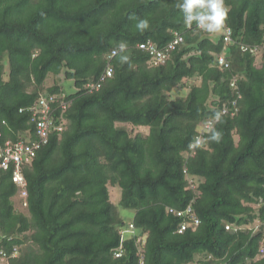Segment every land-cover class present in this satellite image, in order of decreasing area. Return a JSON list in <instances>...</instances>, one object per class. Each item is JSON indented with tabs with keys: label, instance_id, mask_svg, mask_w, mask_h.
Returning <instances> with one entry per match:
<instances>
[{
	"label": "trees",
	"instance_id": "trees-1",
	"mask_svg": "<svg viewBox=\"0 0 264 264\" xmlns=\"http://www.w3.org/2000/svg\"><path fill=\"white\" fill-rule=\"evenodd\" d=\"M224 3L208 33L178 0H0L2 140L40 141L28 108L43 96L63 127L23 168L26 196L0 170L12 264H264V0ZM61 74L72 89L46 87Z\"/></svg>",
	"mask_w": 264,
	"mask_h": 264
},
{
	"label": "built area",
	"instance_id": "built-area-1",
	"mask_svg": "<svg viewBox=\"0 0 264 264\" xmlns=\"http://www.w3.org/2000/svg\"><path fill=\"white\" fill-rule=\"evenodd\" d=\"M230 30L226 33V41L229 40ZM183 40V37L176 34V38L174 41L170 43L168 46V50L175 48L176 45L180 44ZM141 47L144 49H148L154 55V61L161 62L167 59V52H163L161 50L156 49L152 43L149 44H141ZM220 65L228 66V63L225 57L222 55L219 57ZM113 74V68L110 67L107 69V76H111ZM95 86V85H94ZM232 86H236V79L232 82ZM58 98V95H49L41 97L36 104L29 107L28 109L33 113V119L37 122V134L40 138V141H31L26 142L24 140H19L13 142L12 140L8 139L3 141V130L4 126L7 124L6 120L0 121V170H7L12 165L14 166L13 171V179L19 186L23 187L22 195L26 196L27 191L24 188L26 185V179L23 173V168L32 164L34 158L37 155V151L40 148L42 142H46L49 136V133L52 128H58L60 130L63 129L62 126L55 127L53 120H52V106L51 103L55 102ZM66 107V104L63 106ZM24 109H21L23 111ZM227 109H224L223 112L225 113ZM54 126V127H53ZM203 137H199L196 142L197 145L201 144ZM194 146V145H193ZM178 215L183 214H190L191 220L193 221L194 225H198L200 223V219L192 214V208L189 207L187 210L178 211ZM188 227L186 222L182 223L179 232H183ZM229 227V226H228ZM227 227V228H228ZM3 238L2 234L0 233V241ZM20 255V250L18 246H15L13 251L8 252L6 248L0 247V264H12V260L18 258Z\"/></svg>",
	"mask_w": 264,
	"mask_h": 264
},
{
	"label": "clouds",
	"instance_id": "clouds-1",
	"mask_svg": "<svg viewBox=\"0 0 264 264\" xmlns=\"http://www.w3.org/2000/svg\"><path fill=\"white\" fill-rule=\"evenodd\" d=\"M178 8L183 13L185 25L191 26L195 23L197 28L208 33L221 31L228 16V8L225 6L224 0H178ZM135 27L143 32L148 29L149 21L139 19ZM120 47L123 51L124 45L121 44ZM215 119L217 121L220 119V113L215 114ZM206 131L210 133L211 140L219 142L221 133L218 130L209 127Z\"/></svg>",
	"mask_w": 264,
	"mask_h": 264
},
{
	"label": "rangeland",
	"instance_id": "rangeland-1",
	"mask_svg": "<svg viewBox=\"0 0 264 264\" xmlns=\"http://www.w3.org/2000/svg\"><path fill=\"white\" fill-rule=\"evenodd\" d=\"M257 60H258L257 63L260 64V62H261L260 57H258ZM194 81H198V79L197 78H193L192 82H194ZM55 82H58V83L62 84L68 90L73 88V81L66 79L63 74L57 75V76L56 75H50L48 77V79L46 80V83H45L46 87L52 86ZM143 131H147V129L143 128ZM119 190H118V188L111 187V193H112L113 200H116V199L119 198ZM119 210H120V213L124 217H126L127 219H131L132 218L133 210L125 209L122 206H119ZM256 224L257 223H255V226H256ZM193 264H202V263L197 261V262H195Z\"/></svg>",
	"mask_w": 264,
	"mask_h": 264
}]
</instances>
